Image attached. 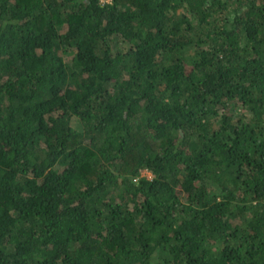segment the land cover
I'll return each instance as SVG.
<instances>
[{
    "label": "trees",
    "instance_id": "trees-1",
    "mask_svg": "<svg viewBox=\"0 0 264 264\" xmlns=\"http://www.w3.org/2000/svg\"><path fill=\"white\" fill-rule=\"evenodd\" d=\"M0 264H264V0H0Z\"/></svg>",
    "mask_w": 264,
    "mask_h": 264
},
{
    "label": "rangeland",
    "instance_id": "rangeland-1",
    "mask_svg": "<svg viewBox=\"0 0 264 264\" xmlns=\"http://www.w3.org/2000/svg\"><path fill=\"white\" fill-rule=\"evenodd\" d=\"M115 40L113 41V47L116 49V48H118V49H121V48H123L124 46H125V44L124 43H122L121 41H120V38L119 37H115L114 38ZM72 50L70 49L69 50V52H68V57H67V61H70L71 60V58H72V52H71ZM192 50H188V52L190 53ZM71 125L75 128V129H81L82 130V127H81V125H80V123H79V121L77 120V119H75V118H73L72 120H71ZM141 174L142 175H145V176H147V177H151V174L149 173V172H147L146 170H143L142 172H141Z\"/></svg>",
    "mask_w": 264,
    "mask_h": 264
}]
</instances>
